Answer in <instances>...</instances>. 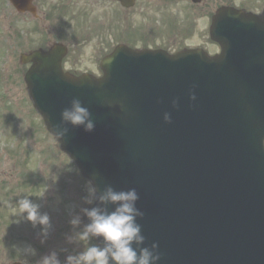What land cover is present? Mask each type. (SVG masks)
<instances>
[{"label":"water","instance_id":"1","mask_svg":"<svg viewBox=\"0 0 264 264\" xmlns=\"http://www.w3.org/2000/svg\"><path fill=\"white\" fill-rule=\"evenodd\" d=\"M12 2L18 9L25 7L24 0ZM229 15L235 16L234 20L241 19L237 14L220 11L212 27L211 36L223 50L220 58L210 61L200 56L203 68L210 69L207 77L211 82H215L212 72L221 70L228 58L227 34L217 35L215 27ZM242 20L251 22L252 27L242 25L235 34L242 35L244 29L246 37L264 39V25ZM263 51L260 40L246 42L238 48L235 64L248 71ZM182 57L120 48L103 62V79L83 78L79 82L60 74L56 55L40 57L25 80L50 132L60 123L62 110L73 98L88 108L94 129L86 132L83 126L67 125L69 131L59 140L61 146L99 191L106 185L117 191L136 189V207L144 214L137 223L145 237L144 246L158 245V264H264V106L262 110L257 93L254 106L247 105L250 115L243 123L219 126L220 117L212 120L216 112L206 119L207 136H217L218 145L205 139L190 141L172 136L173 130H184L175 119L168 127L172 132H166L165 137L156 134L154 145L148 148L134 135L137 123L124 102L122 118L118 119L121 95L126 101L135 97L127 88L137 74L176 76L174 61ZM160 123L158 120V126ZM104 126L111 132L110 143L121 146L119 164L96 157L97 134ZM232 150L246 163L235 168ZM203 155L214 160L224 158L227 168L218 174L202 173L198 163ZM202 179L208 182L201 183ZM85 223H89L86 216Z\"/></svg>","mask_w":264,"mask_h":264},{"label":"rangeland","instance_id":"2","mask_svg":"<svg viewBox=\"0 0 264 264\" xmlns=\"http://www.w3.org/2000/svg\"><path fill=\"white\" fill-rule=\"evenodd\" d=\"M57 1L44 0L43 6L46 2L52 4ZM83 1L86 2L87 0ZM181 1L169 3V5L164 4L168 5L164 12H157L154 7H151V14L156 19H160L165 12H170H167L163 17V22L166 21L164 23L167 26L163 23H157L151 32H146V35L152 33L150 46H161L168 50L178 49L183 45H199L206 50L215 51L216 48L212 45L206 32L208 17L215 7L223 2L231 1L204 0L200 4L191 3V8L189 4L185 3L187 0L184 2L186 6L181 4ZM146 3V1L143 2V5L145 6ZM186 7H188L191 16L194 15L192 20L190 15L180 19L181 13H184ZM107 10L116 11L120 14L124 24L133 25L134 23L147 22L149 19V15L142 17L136 10L124 12L111 7H107ZM22 19L23 16L16 17L15 12L6 5L5 0H0V74H2L0 75V200L4 202H0V210H2L0 211V264H8L13 260L31 261L34 264H39L42 257L53 251L58 253L66 247L64 251L76 254L82 251L84 247L80 242L70 243L68 237L72 236L75 231L82 230L81 226L79 229H73L69 221L73 214H80L79 207L85 206L82 204V197L86 195L88 183L78 177L75 172L76 169L71 163L68 164L69 161L44 129L41 119L34 112L27 97L22 82V74L25 68L18 62V54L24 52L26 47L19 43L17 37L9 33V29L15 27L16 33L22 35L21 32L25 27L19 28ZM29 22L28 26L31 29L34 28V21L29 20ZM184 23H190L187 29L195 27L196 30L194 32H179L178 30L183 27ZM108 31L109 29H106V33ZM142 33H145L143 29H139L135 33L130 31L125 37L130 41L136 40L141 37ZM154 33H158L159 39L157 40L159 41L153 39ZM31 35V33L27 34L29 37ZM161 35L166 36L163 37V41L160 40ZM4 39L6 40L4 41ZM115 41L106 45L104 41L100 42L104 45L103 48L124 42L122 39ZM15 42H18V45ZM93 46L92 43V46L89 47L90 50L83 59L84 62H91L95 56L99 60L98 54L101 52L103 54V51L99 49L92 55ZM6 53L9 58L6 57ZM18 139L23 140V145L16 142ZM22 157L23 162L20 160ZM14 180L33 182L34 189L30 187L32 190L28 189L29 184H25V182H21L18 188L27 189L26 193L25 191L22 193L21 198L24 196H29L31 200L33 198V202L40 205V211L48 214L51 228L46 239L40 236V225L33 226L30 221L14 214L17 211L15 206L18 201L14 203L13 209L6 206L7 198H5L4 192L13 184ZM44 189L46 190L43 196H40ZM63 189H68L67 204L65 207L62 206L66 209L65 211L56 207V202L60 200V193ZM30 238H32V242L46 241L42 243L41 248L39 246L35 248L28 243ZM91 243L94 242L91 241ZM27 248L34 249L35 254L26 253L25 249Z\"/></svg>","mask_w":264,"mask_h":264},{"label":"clouds","instance_id":"3","mask_svg":"<svg viewBox=\"0 0 264 264\" xmlns=\"http://www.w3.org/2000/svg\"><path fill=\"white\" fill-rule=\"evenodd\" d=\"M189 98L195 101V93L190 91ZM171 103L174 108L178 107L177 99H173ZM60 116V123L54 125L51 132L58 141L67 136V125L74 128L83 126L86 132L94 129L91 113L78 98H73ZM163 118L165 122H171L169 113L165 112ZM45 190L40 196H43ZM138 200L135 188L117 191L111 185H106L99 191L88 182L82 204L95 206L79 207V213L86 216L89 223L68 237L70 243L80 242L84 247L82 251L66 256L64 264H158L161 258L158 245L152 243L144 246L145 237L142 235L141 225L137 223V218H142L144 214L136 207ZM15 207L17 211L14 214L30 221L33 226L40 225L41 236L46 239L51 228L50 218L47 213L40 211V205L29 199V196H24ZM80 214H73L69 221L73 229H79L82 224ZM95 239H99L100 243H91ZM25 252L35 254L32 248L25 249ZM39 264L61 262L53 251L42 257Z\"/></svg>","mask_w":264,"mask_h":264}]
</instances>
